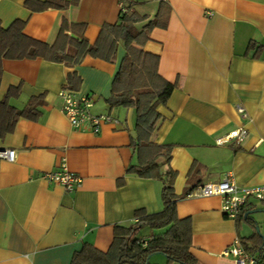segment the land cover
I'll list each match as a JSON object with an SVG mask.
<instances>
[{
  "label": "crops",
  "instance_id": "1",
  "mask_svg": "<svg viewBox=\"0 0 264 264\" xmlns=\"http://www.w3.org/2000/svg\"><path fill=\"white\" fill-rule=\"evenodd\" d=\"M26 1L0 0V27L26 20L25 35L53 45L65 20L85 23L84 33L95 43L105 24L119 21L123 1L147 17L137 24L142 30L163 0H79L42 11L30 10ZM164 1L171 6L168 25L152 29L144 49L160 56V74L177 83L158 108L161 120L152 135L155 143L173 145L176 193L227 174L242 186L263 184L264 0ZM118 45L113 62L87 56L75 67L42 57L3 60L0 100L20 87L10 104L24 109L32 100L39 114L18 118L0 138V148L17 150L14 162L0 165V264H72L84 244L108 250L116 226L133 224L136 211L164 208L163 181L129 171L137 162L135 108L108 103L126 54L124 42ZM73 73L78 82L70 85ZM68 85L77 96L92 97L93 114H110L114 121L98 131L90 124L72 126L60 95ZM239 128L248 131L243 141L217 143ZM63 163L81 176L73 191L44 177ZM191 193L177 200L176 214L191 219V254L198 264H237L226 249L257 231L264 238V202L252 200L238 221L223 213L221 196ZM165 231L143 226L138 236L149 240ZM150 262L180 264L161 253Z\"/></svg>",
  "mask_w": 264,
  "mask_h": 264
},
{
  "label": "trees",
  "instance_id": "2",
  "mask_svg": "<svg viewBox=\"0 0 264 264\" xmlns=\"http://www.w3.org/2000/svg\"><path fill=\"white\" fill-rule=\"evenodd\" d=\"M78 2L79 0H27L25 5L32 11H42L48 8L65 9ZM122 5L119 21L105 24L95 43H90L86 37L85 23H72L68 20L63 22L58 39L53 45L25 35L26 20L16 19L9 27H0V84L4 59L42 57L69 67L79 65L87 56L113 62L118 44L124 42L126 54L111 84L112 95L108 103L112 107L135 108L136 134L132 142L137 151V162L130 166L129 171L145 178L163 181L164 208L151 214L143 209L136 211L137 220L133 224L116 226L114 239L108 250L103 251L92 244H84L83 249L74 255L72 264H151V257L158 253L167 256L170 263L198 264L191 254V219L180 218L176 214L177 200L188 196L196 187H189L182 195L176 193L174 186L177 172L170 162L173 145L158 144L152 140L161 120L158 108L167 104L177 83L170 82L160 74V56L146 51L144 45L150 40L152 29L167 27L171 6L163 0L155 18L149 19L144 29L139 30L137 24L145 21L147 17L134 10L131 2L127 4L123 1ZM68 80L70 85L78 82L74 73L70 74ZM68 88L72 87L68 85ZM19 92L20 87H12L0 100V138L13 131L18 118L24 116L35 119L39 114L32 100L24 109H17L10 104V98ZM245 216L246 212H243L237 220L240 221ZM143 226L151 229L164 228L166 231L155 235L144 244L138 236ZM247 240H243L245 249L256 257L257 264L262 263L263 236L257 231Z\"/></svg>",
  "mask_w": 264,
  "mask_h": 264
},
{
  "label": "built area",
  "instance_id": "3",
  "mask_svg": "<svg viewBox=\"0 0 264 264\" xmlns=\"http://www.w3.org/2000/svg\"><path fill=\"white\" fill-rule=\"evenodd\" d=\"M60 95L63 98V111L72 126L76 128L90 124L98 131L101 124L114 121L110 114H93L91 112L94 100L91 99L90 95L80 97L69 88L62 89ZM238 111L244 119L249 118L244 106L238 105ZM247 134V129L239 128L219 138L217 143L224 144L231 140L241 142ZM16 154L17 150L14 148H0V165L4 160L14 162L17 158ZM44 177L47 180L64 185L68 191H73L82 183L81 176L70 171L65 163L59 169L46 173ZM191 195L200 196L201 198L214 195L221 196L223 213L232 219H237L252 200L264 202V183L257 186H242L231 175L227 174L220 181H210L199 185ZM141 242L146 244L147 239L142 238ZM224 255L232 256L237 264H257L256 257L247 252L240 240H236L234 245L226 249Z\"/></svg>",
  "mask_w": 264,
  "mask_h": 264
}]
</instances>
